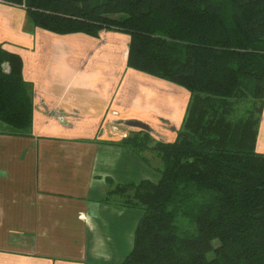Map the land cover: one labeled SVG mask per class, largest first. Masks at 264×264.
Segmentation results:
<instances>
[{
	"label": "trees",
	"instance_id": "trees-1",
	"mask_svg": "<svg viewBox=\"0 0 264 264\" xmlns=\"http://www.w3.org/2000/svg\"><path fill=\"white\" fill-rule=\"evenodd\" d=\"M5 1L57 34L127 33L128 67L190 93L174 141L119 142L161 160L157 181L107 180L105 202L143 212L120 264H264V0ZM33 112L23 59L0 44V120L26 130Z\"/></svg>",
	"mask_w": 264,
	"mask_h": 264
},
{
	"label": "crops",
	"instance_id": "crops-1",
	"mask_svg": "<svg viewBox=\"0 0 264 264\" xmlns=\"http://www.w3.org/2000/svg\"><path fill=\"white\" fill-rule=\"evenodd\" d=\"M129 42L57 34L0 0V44L21 55L34 103L31 128L0 120V264H120L132 250L143 212L105 202L107 180L157 181L161 160L119 142L139 130L174 141L190 93L128 67Z\"/></svg>",
	"mask_w": 264,
	"mask_h": 264
},
{
	"label": "water",
	"instance_id": "water-1",
	"mask_svg": "<svg viewBox=\"0 0 264 264\" xmlns=\"http://www.w3.org/2000/svg\"><path fill=\"white\" fill-rule=\"evenodd\" d=\"M133 125L138 126V127H141V128H145V129H147V128L144 126V124H142V123H140V122H133Z\"/></svg>",
	"mask_w": 264,
	"mask_h": 264
},
{
	"label": "rangeland",
	"instance_id": "rangeland-1",
	"mask_svg": "<svg viewBox=\"0 0 264 264\" xmlns=\"http://www.w3.org/2000/svg\"><path fill=\"white\" fill-rule=\"evenodd\" d=\"M6 67V69H8V65H5ZM134 209H136V210H140L139 208H134ZM127 241V240H126Z\"/></svg>",
	"mask_w": 264,
	"mask_h": 264
}]
</instances>
